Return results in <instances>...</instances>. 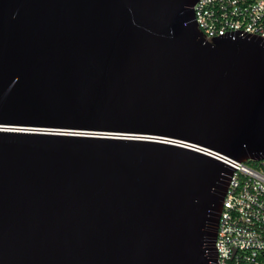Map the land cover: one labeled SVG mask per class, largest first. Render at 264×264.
I'll list each match as a JSON object with an SVG mask.
<instances>
[{"label": "water", "instance_id": "obj_1", "mask_svg": "<svg viewBox=\"0 0 264 264\" xmlns=\"http://www.w3.org/2000/svg\"><path fill=\"white\" fill-rule=\"evenodd\" d=\"M194 2L0 0V264H217L264 36L207 38Z\"/></svg>", "mask_w": 264, "mask_h": 264}, {"label": "built area", "instance_id": "obj_2", "mask_svg": "<svg viewBox=\"0 0 264 264\" xmlns=\"http://www.w3.org/2000/svg\"><path fill=\"white\" fill-rule=\"evenodd\" d=\"M193 6L207 38L237 27L264 36V0H195ZM213 154L232 166L214 241L217 264H264V157Z\"/></svg>", "mask_w": 264, "mask_h": 264}]
</instances>
